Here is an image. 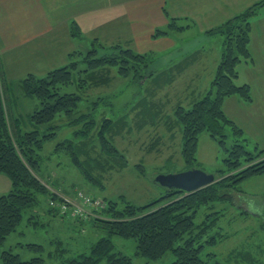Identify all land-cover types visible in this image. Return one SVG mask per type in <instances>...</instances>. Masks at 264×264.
Here are the masks:
<instances>
[{"label": "rangeland", "instance_id": "374dc122", "mask_svg": "<svg viewBox=\"0 0 264 264\" xmlns=\"http://www.w3.org/2000/svg\"><path fill=\"white\" fill-rule=\"evenodd\" d=\"M170 1L169 8L172 12L173 9L185 12L190 7V2L199 5V8H195L196 12H201L202 4L212 8L213 3H218L215 19L220 21L221 18L225 19L227 15L233 13L237 15L253 5L252 3L262 0ZM108 9L103 11V14L107 15ZM175 11L173 13H176ZM257 16L253 21L264 16V12L261 11ZM179 24L189 27L182 32L170 33L172 35L169 36L173 40L170 42H173V45L168 46L163 40L152 44L153 47L144 51L153 57L151 64L153 77L142 83L141 80L134 81L132 74L119 76L117 69H113L111 74H108L110 78L106 83L89 90L83 98L81 111L93 114L97 122L96 132H99L102 120L110 119L114 122L106 137L119 151L117 156L102 151L100 139L97 137L98 132H95L96 139H92L86 147L81 144L84 149L77 151L82 167L76 166L70 155L62 151L64 149L60 150L61 152L56 150L59 143L72 136L73 131L69 129L60 130L57 138L48 142L41 153L44 159L40 175L44 176L50 187L58 190L62 196L68 194L72 196L73 192L80 190L91 197L103 200L107 207L96 210L100 218L111 217L110 215L108 217L106 211L113 202L122 206V202L128 200L137 206H144L156 200L165 189L155 183L156 176L178 173L188 168L182 157L183 133L181 125L177 124L175 111L178 106L190 109L194 102L210 91L214 79V76L210 78V70L222 56L224 37L207 35V22L197 24L182 19ZM117 28L120 29V25ZM160 29L168 30L167 27ZM259 29L262 32L261 38L257 35L259 34L257 29H254L257 34L251 31V57L248 60L241 58L237 65L239 77L235 81L238 86H243L245 80L252 83L254 80L258 83V87L252 86L253 100L246 103L239 96H235L224 103V111L228 118L244 131L242 139L247 140L244 142L246 149L255 155L264 150V24H261ZM83 36L86 40H81L80 51L87 53L95 48L93 45L100 37V31L88 29L87 33L83 32ZM104 40H99V44L106 49L100 50L101 54L109 52L107 50L111 47L107 39ZM116 44L119 42L112 46ZM252 62L258 63L256 68L261 70L259 71L261 74L252 72L253 77L250 78V69L246 67ZM190 63L193 64L186 68L187 70H183L181 75L174 72L176 79L173 85L163 84L164 81H160L161 87L156 85V77L161 73ZM205 68L207 73L195 74L196 70L201 71ZM47 73L39 72L36 75L43 77ZM22 74H25L24 78L29 75L24 71L19 74L11 73L8 79L3 72L9 84L7 85L12 89L9 97L13 100L10 104L13 114L22 119L25 130H30L28 116L39 109L40 105L35 99L23 97L20 92ZM77 79L78 75L75 74L74 80ZM165 86L166 88H162ZM62 92L82 93L76 82L68 88H63ZM16 98L18 102L15 104ZM230 145L231 143H228V147ZM257 146L260 149L256 151ZM226 157L225 150L207 133L200 136L197 151L198 168L207 174L216 175L213 184L220 181L221 177L217 173ZM137 165L143 166L141 169L145 176L139 173ZM253 185L256 186V193H251ZM239 189L240 192L232 193L233 200L230 203L215 205L216 210L225 211L220 221L225 237L209 251L217 255L220 264H264V180L258 178L254 181L247 180ZM11 190V179L0 173V196L8 194ZM48 200L44 195H40L39 202L24 211L23 222L17 231L8 237L2 250H12L23 261L39 257L45 264H65L69 260L79 258L81 254L88 255L92 246L101 237L107 236L104 231L94 226L92 219L82 222L50 214ZM206 210V207L200 209L196 218L197 223L205 218V213H208ZM30 222H36L37 225L33 226ZM228 235L231 237L228 238ZM112 242L116 252L131 258L132 264H171L175 261L171 253L158 260L137 255V243L132 238L113 236ZM30 244L39 245L42 249H30L28 247Z\"/></svg>", "mask_w": 264, "mask_h": 264}, {"label": "trees", "instance_id": "16d2710c", "mask_svg": "<svg viewBox=\"0 0 264 264\" xmlns=\"http://www.w3.org/2000/svg\"><path fill=\"white\" fill-rule=\"evenodd\" d=\"M261 11L264 12V0L206 31L207 35L224 37L223 52L211 89L190 109L178 106L175 111L177 124L181 125L183 133L182 157L188 167L186 170L198 168L200 136L207 133L227 153L217 173L221 177L220 181L192 193L164 189L159 198L144 206H137L128 200H124L122 206L111 203L112 206L106 211L110 218L93 219L94 226L107 236L101 237L88 255L81 254L79 258L65 264H132L131 258L116 252L113 236L134 239L137 255L150 260H158L171 253L175 257L171 264H220L217 255L209 251L225 237L220 226L225 211L216 210L215 205L230 203L233 200L232 193L239 191L243 182L264 175V150L257 155L248 151L244 145L247 140L242 139L244 131L224 111V103L229 98L239 96L246 103L253 100L250 85L238 86L235 81L239 76L237 65L241 58L248 60L251 57L252 19ZM187 27L181 26L178 18H172L168 30L159 31L155 36L182 32ZM72 35L80 38L76 26L72 28ZM99 43L96 40L93 45L95 48L87 53H71L67 65L43 77L29 74L21 80L20 92L23 97L35 99L40 105L28 116L30 130H25L22 119L13 114L10 105L13 100L9 97L12 89L8 86L0 63V173L7 175L12 182V190L0 196L1 264H45L39 257L23 261L12 250L2 248L23 222L24 211L34 207L40 195L49 199L48 202L50 199L63 201L59 191L53 190L44 176L40 175L44 146L55 140L60 130L69 129L73 132L70 138L57 145V152L64 149L62 151L70 155L73 163L82 167L77 151L96 139L94 136L98 132L93 114L83 113L80 108L86 92L106 83L113 69H117L119 76L132 74L134 81L142 82L154 76L151 71L153 57L150 54H138L121 45L101 54L100 50L105 47ZM75 74L78 75L76 81ZM74 82L81 94L62 92L63 88L70 87ZM16 100L15 104L18 102ZM113 124L110 119L102 120L97 137L102 151L117 156L119 151L106 137ZM228 143H231L229 147ZM141 167L137 165L139 173L145 176ZM202 207H206L208 213L197 223L196 218ZM49 213L59 216L51 208ZM30 223L37 225L36 222ZM28 247L42 249L36 244Z\"/></svg>", "mask_w": 264, "mask_h": 264}, {"label": "crops", "instance_id": "0c3cea01", "mask_svg": "<svg viewBox=\"0 0 264 264\" xmlns=\"http://www.w3.org/2000/svg\"><path fill=\"white\" fill-rule=\"evenodd\" d=\"M169 7H171L170 0H117L116 2L112 0H0V63L3 72L9 79L11 73L19 74L24 71L27 74L36 75L39 72L47 73L65 66L68 64L69 55L80 51L81 40H86L83 32L87 33L88 29L100 31V37L97 40L107 39V42L111 44L110 48L114 43L119 42L116 45L133 51L140 50V52L135 51L138 54H148L144 51L159 41L164 40L166 45H173V42H170L173 40L169 36L172 34L155 36L159 31H166L160 28H168L172 18H178L179 21L188 19L197 24L202 21L207 22V31L235 16L234 13L229 14L225 19L221 18L217 21L215 16L218 3H213L212 8L202 4L201 12L195 11L199 5L193 2H190V7L185 12L173 9L176 12L173 13L174 11L172 12ZM106 9H108L107 15L103 14ZM253 19V34H257V31L254 32V29H257L259 31L257 35L261 38L262 32L259 27L264 24V16L256 21ZM118 25L120 29L117 28ZM74 26L80 32V38L73 37ZM219 58L221 60V57ZM219 58L210 70V78L215 77ZM192 64H184V67L171 68L161 73L156 77V85L159 87L160 81H164L163 84L166 83L168 86L173 85L176 75H181L183 70ZM257 64L252 62L246 67L250 69V78L253 77L252 72L261 74L259 72L261 70L256 68ZM199 71L196 70L195 74L207 73L206 68ZM174 72L177 74L174 75ZM24 75L22 74L21 78H24ZM245 84L250 85L252 90L253 87H258V83L254 80L253 83L245 80ZM255 149L257 151L260 148L257 146ZM256 178L264 180V175L248 181H254ZM251 193H256L255 185L252 186ZM230 237L228 235V238Z\"/></svg>", "mask_w": 264, "mask_h": 264}, {"label": "built area", "instance_id": "2783aa9c", "mask_svg": "<svg viewBox=\"0 0 264 264\" xmlns=\"http://www.w3.org/2000/svg\"><path fill=\"white\" fill-rule=\"evenodd\" d=\"M61 198L63 201L50 199L49 206L60 216L81 220L82 222L100 218L96 210L107 207L106 202L103 200L91 197L80 190H77L74 196H62Z\"/></svg>", "mask_w": 264, "mask_h": 264}, {"label": "water", "instance_id": "95a60500", "mask_svg": "<svg viewBox=\"0 0 264 264\" xmlns=\"http://www.w3.org/2000/svg\"><path fill=\"white\" fill-rule=\"evenodd\" d=\"M154 181L165 189L192 193L212 185L216 181V176L207 174L200 168H194L178 173L160 174Z\"/></svg>", "mask_w": 264, "mask_h": 264}]
</instances>
